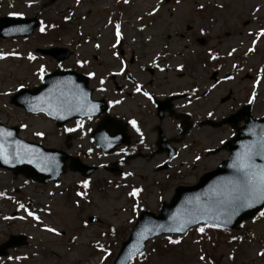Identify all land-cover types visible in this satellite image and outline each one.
<instances>
[{
	"label": "rangeland",
	"instance_id": "374dc122",
	"mask_svg": "<svg viewBox=\"0 0 264 264\" xmlns=\"http://www.w3.org/2000/svg\"><path fill=\"white\" fill-rule=\"evenodd\" d=\"M18 1L14 5L10 4L6 8H1L0 11H18L22 8L28 14L34 12V7L23 5L25 0ZM231 1L236 2L232 5L237 10L235 16H238L239 12L247 11L255 5L261 7L258 15L264 14V0ZM47 2L48 5L46 10L42 12V16L45 19H58L59 21L61 17L56 14L53 7L61 11L62 15H66V11L72 5V1L68 0H57L54 3H50L47 0ZM91 2L93 1L91 0L88 3L87 9H96V7L100 9L106 6L103 0L100 3ZM121 5L119 4V7ZM239 5L241 7H238ZM148 7L149 0H135V4H128V6L125 4L121 7L125 11V19H130L125 24L126 32L134 28L132 21ZM82 13H87L84 7L77 11L78 15ZM98 16V14L92 13L89 20H82V17H78L77 20L70 21L67 24L68 26L66 25L67 30L60 33V41H52L50 38H43L36 34L32 39H22L19 42L24 44L29 52L37 46L55 43L60 46H69L72 40L83 42L84 34L80 29L77 30L78 28H83V26L79 24L90 23L97 19ZM102 20H106L104 15ZM164 21L163 19L162 23ZM95 31L96 29L94 28L90 29V32ZM111 33L110 28H103L102 33L97 35V37H89L91 38L89 44L79 43L76 51L74 48L75 55L77 57L89 56L88 52L91 54L95 51L93 48L95 44L102 45L100 49L102 52L112 39ZM17 43L18 41L16 40L0 39V57H2L0 58V122L22 126L21 134L32 140L39 141L35 131H44L45 136L42 139L45 145L66 148L64 133L55 130L51 121L44 119L41 115L26 114L22 109L9 104L10 93L19 86H23L22 84H32L36 80V77L30 72L38 66V63H30L24 58L17 59L6 56L11 50V46ZM103 55L104 57L107 56L105 50ZM73 59L64 61L63 64L68 65ZM48 60L53 62L50 59ZM263 60V51L254 54L248 59L249 69L257 71V69L253 68L259 67L261 71H264V66H260ZM199 67L202 71L205 70L200 65ZM245 73L242 74L241 72L242 75H245ZM225 85H220L221 87L217 88L214 97L210 98L211 103L207 109L213 108V103L217 101L220 92L223 93L224 90L229 88H225ZM230 85L235 89L236 94L239 95L240 86L237 81L230 82ZM219 88L221 89L219 90ZM260 91L261 96L257 98L253 110L256 115L264 114V81L261 84ZM239 96L244 97L245 92H242ZM238 101H241V98H238ZM229 104L232 103L220 104L216 108L218 111L217 115L224 113ZM84 145L87 146V141H85ZM105 158L101 160H110L109 157ZM216 165L217 161L213 159L210 162L207 161V163L197 164L193 168L177 175L170 170L156 172L154 171L155 164L153 162L144 163L142 160H137L131 165L137 171L136 176L126 180L108 176L104 170L96 172L86 180L88 192L84 199L77 197V192L73 189L78 183L84 184L82 177L72 172L63 175L58 183L39 184L32 180H26L23 176L15 177L9 170L0 168V189L5 187L9 189H5V195L3 194L0 197V243L5 241L12 233H24L29 238L27 245L12 249L9 257L0 259V264H67L71 262L102 264L106 252L104 250H96L92 242L105 239L100 233L105 231L107 224L115 226L128 224L135 215L132 208H135L136 211H139L140 207L157 210L162 200H168L171 197L176 185L192 184L198 180L204 171L214 168ZM125 184L129 186H124ZM134 185L143 188L142 196L131 200L130 193ZM1 191L4 193V190ZM7 191L9 195H7ZM19 206L22 208L19 209ZM29 212H32L39 219L29 216ZM92 214L98 215L101 221L88 223L87 217ZM48 228H54L60 235L47 231ZM245 232L253 235V238L236 245L229 243L223 234H220L219 238L224 242V246L217 248L208 243H203L198 238L199 233L192 229L181 237L182 240L179 239L180 242L174 253L170 252L164 256L153 254L151 261L152 264H264V255L261 254L264 253V217L250 220L236 234ZM232 253L234 256L231 257ZM134 264L136 263L134 262Z\"/></svg>",
	"mask_w": 264,
	"mask_h": 264
},
{
	"label": "flooded vegetation",
	"instance_id": "af4514ba",
	"mask_svg": "<svg viewBox=\"0 0 264 264\" xmlns=\"http://www.w3.org/2000/svg\"><path fill=\"white\" fill-rule=\"evenodd\" d=\"M90 1L84 0L83 3L88 4ZM99 2L100 0H95V3ZM151 3V12L146 13L144 21L140 23L141 27L127 33L126 36H131L128 39H124L126 36H119L117 53L110 49L109 59L99 61L97 57H93V61H84L81 66L75 64L77 68L74 69L89 74L93 96L108 99L110 112L117 117L129 116L136 119L133 115L138 116L142 111L148 113V109L144 108L154 107L149 113L151 119L149 134L155 141L156 124L160 125L167 135L174 130L173 126L171 130L168 129L171 119L169 116L158 118L155 109L157 103L170 96L184 95L176 98L172 104L177 110V105L186 107L181 98H189L192 95L186 88H192L198 78L194 76L183 79L187 73L175 72L173 66L175 64L190 66L203 58L204 63L218 71L220 77L226 70L225 73H228L227 77L230 79L234 74V66L238 68L245 64L240 56L236 57V60L232 56L233 51L239 54L245 39L243 30L233 26L237 16L230 1L152 0ZM114 10L117 11V0ZM87 13L89 16L96 13L99 19L108 11L96 7L87 9ZM98 19L91 22L89 29L103 24V21ZM163 19L165 21L162 23ZM144 24L146 26H143ZM230 26L233 27L229 29ZM86 33L89 35L88 30ZM161 48L163 52L159 53ZM167 48L179 53L171 56ZM180 51L190 54L182 55ZM237 83L240 86L239 94L242 92L246 94L247 86ZM137 88L140 91H137ZM233 91L234 89H229L232 94ZM145 92L152 99L145 96ZM114 97H117V105L110 102ZM187 105L192 106L193 111L197 110V104ZM116 106L117 109H114ZM169 137L174 138L171 135Z\"/></svg>",
	"mask_w": 264,
	"mask_h": 264
},
{
	"label": "water",
	"instance_id": "95a60500",
	"mask_svg": "<svg viewBox=\"0 0 264 264\" xmlns=\"http://www.w3.org/2000/svg\"><path fill=\"white\" fill-rule=\"evenodd\" d=\"M4 28L0 29L3 32ZM54 104L59 106V99L54 100ZM252 132H257V127L253 126ZM0 130L4 133L0 135V142L3 144L6 142L5 147V159L0 158L1 166H7L15 170V172L26 171L30 172L34 178L40 175V169L54 170V163H59V157L56 152H43L39 148H26L22 145H18L14 141V134L6 135V130L0 127ZM264 132V130H262ZM257 141L255 139L246 140L241 145L233 143L231 145V157L224 161L216 170L205 174L201 181L188 188H182L175 195L170 204H165L162 214L156 217L159 220H152L150 215L141 217L137 223L134 232L131 233L128 240L123 243V246L118 254L114 264H126L131 254L138 251L143 247L144 241L150 237L153 231L156 229L159 221L163 219L162 227L165 228L168 225L177 226L178 223H186L196 218H204L207 221L223 224L226 221L234 220L236 217L242 216L239 212L242 210L239 207V211L235 208V205L225 203V193L230 189V182L233 181L239 174L235 168L232 167L234 161L237 159L239 153L246 151V146L254 145ZM230 144V143H229ZM51 151V150H49ZM26 154V157L22 155ZM23 157V158H22ZM253 162L257 166H264L263 160H257L253 158ZM264 204V201H262ZM258 203V202H257ZM256 204V203H255ZM264 206V205H263ZM259 207L250 211L251 216L254 211ZM175 212L174 216H168ZM233 223L229 224L232 225ZM22 241L17 240L14 237L0 248V254L4 253V248L10 245L20 244Z\"/></svg>",
	"mask_w": 264,
	"mask_h": 264
},
{
	"label": "snow or ice",
	"instance_id": "6c2138e0",
	"mask_svg": "<svg viewBox=\"0 0 264 264\" xmlns=\"http://www.w3.org/2000/svg\"><path fill=\"white\" fill-rule=\"evenodd\" d=\"M125 2H127V0H125ZM116 28L117 40H119V25H116ZM41 31H44L43 27H41ZM29 58L32 59L33 57L30 56ZM136 90L140 91L139 88H137ZM144 95L148 96L149 99H152V97L149 96L148 93L145 92ZM130 123H132L133 127H136L135 121H131ZM67 131H72V129H68ZM137 131H139L138 128ZM3 134L4 133L2 132V130H0V135ZM6 135L10 136L11 133L9 132ZM254 156H261L262 158H264V139L254 145L246 146V151L237 155V159L234 161L232 167L237 170L239 175L230 182V189L224 194L225 203H228L230 205H237L239 207H251L253 204L259 201H264V166H257L253 162ZM0 158L5 159V161L7 162L5 156V147L2 142H0ZM84 184L86 187L87 181H85ZM138 191L139 189H134L133 192L130 193V195L135 196ZM28 215L33 216L34 219H39L38 217H35L32 212H29ZM260 215L264 216V212H261ZM173 230L183 231V228ZM198 230L200 232L204 231L203 228H200ZM47 231L55 232L56 235H60V233L56 232L54 228H48ZM170 243H179V241H170ZM261 254L264 255V253ZM201 259H203V257H201Z\"/></svg>",
	"mask_w": 264,
	"mask_h": 264
}]
</instances>
